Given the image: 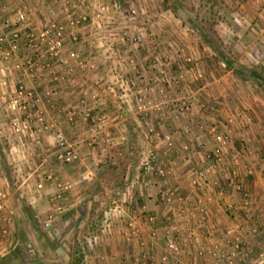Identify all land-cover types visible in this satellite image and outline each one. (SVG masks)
<instances>
[{
  "label": "rangeland",
  "instance_id": "1",
  "mask_svg": "<svg viewBox=\"0 0 264 264\" xmlns=\"http://www.w3.org/2000/svg\"><path fill=\"white\" fill-rule=\"evenodd\" d=\"M113 1L116 7L107 5L109 9L100 21V33H107L109 38L106 42L110 41L112 46L116 44L118 48L114 52L112 47L106 49V56L111 62L108 73L114 77L107 78L106 82L109 87L118 85L122 88L121 94L114 96L112 107L117 109L120 105V109L130 108L139 127L135 132H130L129 142L120 145L117 150L112 148L111 156L93 164L89 173L81 172L80 178H72L76 182L80 179L78 186L83 191L74 206L69 208L65 202L66 189L71 186V182L67 181L56 183L55 192L47 200L51 209L44 216H36L24 202L15 234L12 235L9 229L8 240L0 235V264H105V254L109 256L112 251L118 250L120 255L124 254L121 252L127 250V230L131 228V231H135L134 223L130 221L134 215L129 213L134 211L132 202L139 204L145 199L140 193L147 192L144 187H148V180L151 187L159 188L164 193L166 200H170L167 202H173L174 198L177 204L185 201L177 195L179 187L165 183L171 170L163 161L167 158L165 156L177 155L185 161V172H188L191 169L189 166L193 165H187V160L196 152L195 149L205 154L209 163L204 171H195L196 168L198 170L196 167L188 173L187 183L190 187L209 194L214 182H217L218 197L228 194L224 189L232 187L245 208L255 204L244 186L260 170L262 196L258 204L262 211L256 220H247L250 223L246 226L241 224L228 229L227 249L224 252L220 250V264H241L245 257H251L250 264H264V140H259L264 138V0ZM100 2L112 3L111 0ZM76 7V11L81 13L82 1ZM49 21L51 19H41L40 23L42 25ZM91 22L88 19L86 24L73 29L86 37L84 43L96 42L94 34L87 35L90 29L91 32L96 29V23ZM124 31L128 33V40H121ZM111 33L114 35H109ZM118 44L125 48L123 52L119 51L121 48ZM27 51L30 66L27 72L31 78L47 79L53 73H56L54 77H59L58 74L63 75L68 69L46 67L43 53L38 56V63L33 65L35 55ZM17 52L7 51L9 55L5 59H11ZM3 53L5 56L6 52ZM224 57L241 69L242 77L225 66ZM44 82L48 83L43 80L41 83ZM18 86L34 93L20 82H0V175L8 178L14 197L18 195L14 191L16 179L13 165L8 159L11 154L8 144L14 138L19 142L18 137L22 133H15L10 122L25 117L11 109ZM50 88L52 86L48 83V97L54 92ZM31 97L24 98L22 102L32 111L36 109L33 94ZM96 108L97 103L93 100L84 108V119L90 118V113ZM85 111L88 115H85ZM147 128H152V131ZM45 129L40 134L34 132L35 136H43ZM57 133L63 137L64 134L54 129L53 148L62 166L79 168L80 155L65 137L67 144L78 154V159L66 162L62 158L63 151L56 143ZM253 133L256 134L255 139ZM217 135L226 140L223 147L216 141ZM167 136L170 145L165 140ZM251 144L256 147H250ZM149 152L157 160L152 164V171L146 172L143 166L149 161ZM23 153L31 154L32 151L24 150ZM251 156L252 161L249 159ZM158 167L164 171V176L155 173ZM232 171L235 172L234 176ZM220 174L226 184L220 181ZM208 175H214L217 179L208 182ZM63 186L66 189L61 198L54 199ZM128 188L132 191L129 192ZM136 217L143 221V213ZM205 217L202 214L201 224L205 223ZM145 220L148 226L156 222L151 215L146 216ZM165 221L167 229L164 233L169 236L170 245H174L172 236L176 238L184 234L186 240H192L190 228L174 227L169 214ZM152 230L149 234L154 237L155 230ZM248 239H258V243L249 245ZM6 242L8 246L4 248ZM236 243L244 253L242 258L236 255ZM58 248L61 252H57ZM199 250L198 254L205 258L212 255L209 249ZM120 264L131 263L128 258H123ZM174 264L178 262L174 261Z\"/></svg>",
  "mask_w": 264,
  "mask_h": 264
},
{
  "label": "crops",
  "instance_id": "2",
  "mask_svg": "<svg viewBox=\"0 0 264 264\" xmlns=\"http://www.w3.org/2000/svg\"><path fill=\"white\" fill-rule=\"evenodd\" d=\"M78 2L81 3L80 0H73L68 8H65L62 0H0V35H8L14 29L13 10L15 8L24 7L28 14L25 26L36 28L41 24V19L43 21L52 18L51 12H56L59 21H65L64 11L76 12ZM77 31L73 30L68 33L66 48L77 50L79 60L83 65L80 67L81 65L73 64L65 70L63 75L58 74L59 77H54L56 73H53L48 76L51 78L47 79L31 78L27 72L28 67H30L27 62L29 57L23 39L19 42L17 54L12 55L9 60H6L3 55V52L8 49V44L0 47V82L16 81L23 83L25 88L32 89L34 92L32 93L33 105L46 120L43 136L36 137L34 131L29 130L21 134L22 137H18L19 142H16L15 138L10 143L8 142L11 152L8 159L14 168L13 175L16 179V190L14 191L17 192L18 196L14 197L8 178L0 175V189L6 194L0 225L7 226L12 235L16 232L19 212L22 210L24 202L31 207L38 217L48 213V209H51L47 202L48 196L55 192L56 183L59 181L71 182V186L69 185L66 189L67 198L65 202L69 208L74 206L83 191H81L82 187L78 186L80 179L76 182L72 178H80L82 174L89 173L93 164L101 163L105 158L111 156L110 150L112 148L117 150L120 145L129 142L131 140L130 132H135L139 127V123L134 117L135 114L130 112V108L122 107L120 109V105L117 106V109L112 107L111 102H115L116 94H121V87L118 85L109 87L106 82L107 78H114L108 73L111 65L109 57L106 56L108 50L99 48L98 43H89V41L84 43L86 37ZM24 32L25 29L22 28V34ZM91 33L93 35L90 29L89 34H87L88 37ZM116 46V44L112 46L113 52L118 50ZM118 46L122 47L121 44ZM124 49L121 48L119 51L123 52ZM42 80L48 81L50 87L52 86L50 89L54 92L51 97L47 95L48 83H41ZM93 100L96 101L97 108L90 113V118L84 119V108ZM99 118L101 120H98ZM54 129H59L73 149L79 153V168L71 169L62 166L60 157L57 156L53 148ZM252 136L254 139L256 138V134L253 133ZM259 140H264V138H259ZM255 143L257 144L258 141L255 140ZM147 145L149 144L147 143ZM254 145L249 146L256 147ZM262 146H264V142ZM24 150H31L32 153L24 154ZM195 150L196 152L194 151L187 160V165H193L192 167L189 166L191 169L188 172H185V161L177 155L165 156L167 158H164L163 161L170 166L169 171L171 170L165 183L179 187L177 195L185 201L177 204V200L174 198L173 202H167L168 199L166 200L164 193H161L159 188L151 187V182L148 180V187H144L147 192L142 191L140 193L145 199L139 204L132 202L134 211H129L131 215H134L130 221H133V230L135 231L128 228L127 238L123 237L127 239V250L121 252L125 255H120L119 250L112 251L109 256L105 254L104 262L120 264L121 259L128 258L131 264H174V261L178 264L222 263L220 250L224 252L227 249L225 242L228 241V235L226 236L225 231L241 224L246 226L250 223L247 220H256L262 211L259 207L260 204H258L261 202L262 196L260 170L256 171L255 175L244 186L252 203L255 204V206L245 208L240 204L241 198L232 190V187L224 189L228 194L223 195V197L216 196L219 189L217 182H214L215 185L212 186L209 194H203L190 187L187 183L189 174L196 167L198 170L196 168L195 171H204L209 163L205 154H202L198 149ZM249 159L252 161L253 156ZM206 179L208 182H213L217 177L208 175ZM223 179L222 174H220V181ZM39 183H42V188L37 187ZM223 184H226V181L223 180ZM187 200L188 203H186ZM140 213H143V221L136 217L140 216ZM201 213L206 216L204 224L200 222ZM168 214L172 217L174 227L180 225L181 228L187 227L192 230V240H186L184 234H181L176 238L172 236L174 245L169 244V236L164 233V230L167 229L165 218ZM150 215L155 218L156 222L148 226L145 223V217ZM152 229L155 230L156 235L154 237L149 234ZM118 240L123 243L119 238ZM176 240L179 241L180 248ZM247 242L249 245L257 244L258 239H248ZM7 243L3 244L4 248L6 245L8 246ZM118 247L120 248L121 245ZM202 248L209 249V253L212 251L213 256L208 255L209 257L205 258L199 255L198 251ZM250 258L245 257L241 264H250Z\"/></svg>",
  "mask_w": 264,
  "mask_h": 264
},
{
  "label": "built area",
  "instance_id": "3",
  "mask_svg": "<svg viewBox=\"0 0 264 264\" xmlns=\"http://www.w3.org/2000/svg\"><path fill=\"white\" fill-rule=\"evenodd\" d=\"M6 1V0H1ZM64 1L65 8H68L70 3H72L73 0H62ZM83 10L81 13L75 12V11H64V17L66 21L61 22L58 21V16L56 12H51V21L40 24L36 28H30L26 27L25 24L27 22L28 14L26 12V9L24 7H18L13 10L14 14V29L9 32L8 35H0V47L2 45L8 44V50L14 52L18 50L19 42L21 39L24 40V46L26 50L31 51V54H34L35 57H33L32 64L35 65L38 63L39 59L38 56L43 53L45 55L44 63L46 67H64V68H70L73 64L81 65L82 67L83 63L79 60V53L75 49H67L66 48V37L68 33L72 32L73 29L78 28L79 26H83V24L87 23V20H92V23H96V29L95 31H92L94 38L96 40L93 41V43H98L97 45L99 48L102 49H110L112 47V43L109 40L107 33L101 32V25L100 21H102V18H104V12L108 11L109 6L116 7V4L113 0L111 4H106L103 2H100V0L93 1L92 3L88 0H81ZM110 2V0H109ZM109 5V6H107ZM92 10V14L90 11ZM89 25L85 26L84 28L88 27ZM22 28L25 29V32L22 34ZM83 28V27H81ZM68 29V30H67ZM69 29L71 31H69ZM127 32L124 31L121 33V40H128ZM109 35H114L113 33ZM116 35L119 37V35L116 33ZM100 43V44H99ZM5 51V58L8 57L9 53ZM32 92H26L22 86H18L15 95L12 99V106L11 108L13 110L17 111V114L25 115L24 119H14L13 122H10V127L15 131V133H24L26 130H33L36 134L42 133V131L45 129V121L44 117L37 111V110H29L27 109V105L23 99H32ZM85 115H88L86 112ZM149 131H152V128H148ZM165 140L170 145V138L167 136L165 137ZM216 141L221 144L223 147L226 144V140L224 137L217 135ZM56 143L58 146L62 149L63 155L62 158L66 162H73L78 159V154L71 149V147L67 144L66 140L62 136L61 133H57L56 135ZM149 161H146L144 164V170L146 172L152 171V164L157 160L156 156L152 153H148ZM236 162V161H235ZM231 167V166H230ZM233 168V167H232ZM158 176L162 177L164 176V171L160 169L159 167L156 169L155 172ZM234 171H232V175L234 176ZM38 188H41L42 185L38 184ZM59 188L62 186L59 184ZM63 190L57 193L54 199H60L61 194L66 189L65 186H63ZM131 189V188H130ZM60 190V189H59ZM128 191L131 192V190ZM128 192V193H129ZM171 195L172 192H170ZM6 199V194L3 190L0 189V221L2 217V212L4 210V202ZM149 220H152V217L149 218ZM130 226H132V223H130ZM229 231H226V234H228ZM0 235L2 237H5L7 240L10 237V231L9 228L6 226L0 225ZM236 255L239 258H242L244 253L242 250H240L239 245L236 243L234 245ZM235 253V252H234ZM232 260V259H231Z\"/></svg>",
  "mask_w": 264,
  "mask_h": 264
},
{
  "label": "trees",
  "instance_id": "4",
  "mask_svg": "<svg viewBox=\"0 0 264 264\" xmlns=\"http://www.w3.org/2000/svg\"><path fill=\"white\" fill-rule=\"evenodd\" d=\"M222 60H223V63H225V66L227 67V68H229V69H232L239 77H242V72L240 71L241 69H239V68H237V67H235L234 65H233V62H231L228 58H222ZM258 73V72H257ZM252 75V74H251ZM258 75H259V73H258ZM259 77H261L260 75H259ZM263 87V89H264V85L262 86Z\"/></svg>",
  "mask_w": 264,
  "mask_h": 264
},
{
  "label": "water",
  "instance_id": "5",
  "mask_svg": "<svg viewBox=\"0 0 264 264\" xmlns=\"http://www.w3.org/2000/svg\"><path fill=\"white\" fill-rule=\"evenodd\" d=\"M57 252H61V249H60V248H58V249H57Z\"/></svg>",
  "mask_w": 264,
  "mask_h": 264
}]
</instances>
